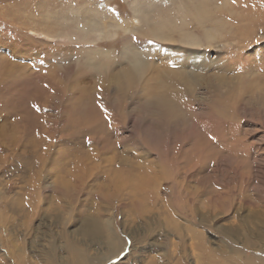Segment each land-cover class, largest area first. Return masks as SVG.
Here are the masks:
<instances>
[{"label": "rangeland", "instance_id": "rangeland-1", "mask_svg": "<svg viewBox=\"0 0 264 264\" xmlns=\"http://www.w3.org/2000/svg\"><path fill=\"white\" fill-rule=\"evenodd\" d=\"M131 2L0 0V264H264V0L192 48Z\"/></svg>", "mask_w": 264, "mask_h": 264}, {"label": "bare ground", "instance_id": "bare-ground-1", "mask_svg": "<svg viewBox=\"0 0 264 264\" xmlns=\"http://www.w3.org/2000/svg\"><path fill=\"white\" fill-rule=\"evenodd\" d=\"M208 1L209 0H132L131 9L135 17L143 25L141 36L144 38L153 39L158 42H173V37H175L176 42L182 47L192 48L201 46V43H203L202 41H204V45H208V43L210 45V41L215 40V32L208 29V27H216L220 25L223 20L227 21L226 19H228L229 21L232 18L237 19L240 17V13L236 6L228 5V7L225 8L227 6L226 1V4L222 7L225 8L223 16L220 13L221 10H219L218 14L214 11L212 15L207 10ZM246 1L248 0H245V2ZM84 11L85 10L82 12ZM103 18V14L98 12L91 15H88L86 12L80 20L75 19L76 23L77 21L85 23L83 25L84 30L80 33L75 31L74 34L77 36L79 34V38L88 40L92 32H102L101 28L96 24L100 23ZM90 20L93 22L92 24H88ZM193 32H202V38L199 40ZM123 49L125 52L124 57L128 64L124 76L126 79L133 81V79H135L133 74H141L148 70V53H137L129 45L124 46ZM193 56L195 58L194 60H196L198 55L194 54ZM182 64H185V62L181 56V58L176 59L172 66L174 69L171 71V75L179 78V80L184 81L185 79L187 83L190 84L191 81L185 77V75L189 73L176 70L182 67ZM95 65L104 67L105 63L103 61H95ZM189 77L191 78L192 76L190 75ZM129 85H131V82ZM152 103L157 105L160 108L159 110L165 114L173 115L177 112V109L174 107L175 102L172 96H158Z\"/></svg>", "mask_w": 264, "mask_h": 264}, {"label": "snow or ice", "instance_id": "snow-or-ice-1", "mask_svg": "<svg viewBox=\"0 0 264 264\" xmlns=\"http://www.w3.org/2000/svg\"><path fill=\"white\" fill-rule=\"evenodd\" d=\"M233 2H235V0H233ZM133 40H135V37H132ZM103 109V105L100 106Z\"/></svg>", "mask_w": 264, "mask_h": 264}]
</instances>
